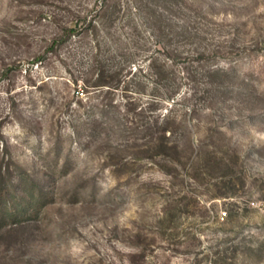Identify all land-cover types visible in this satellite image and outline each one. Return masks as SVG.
I'll use <instances>...</instances> for the list:
<instances>
[{
    "label": "rangeland",
    "instance_id": "374dc122",
    "mask_svg": "<svg viewBox=\"0 0 264 264\" xmlns=\"http://www.w3.org/2000/svg\"><path fill=\"white\" fill-rule=\"evenodd\" d=\"M0 204V264H264V0H0Z\"/></svg>",
    "mask_w": 264,
    "mask_h": 264
},
{
    "label": "trees",
    "instance_id": "16d2710c",
    "mask_svg": "<svg viewBox=\"0 0 264 264\" xmlns=\"http://www.w3.org/2000/svg\"><path fill=\"white\" fill-rule=\"evenodd\" d=\"M99 24V22L98 21H96V20H94V21H91L90 22V26H96V25H98ZM96 45H97V48L99 49L100 48V45L98 44V42L96 43ZM167 55V54H166ZM168 59H170L171 57L170 56H166ZM146 60L147 61H149L150 63H151V68L153 67H156V64L154 65H152V63H154V61L156 60V56H155V54L154 53H151V54H149L147 57H146ZM133 60H131L129 63L130 64H135V62H132ZM103 83H105V82H103ZM101 85H105V84H100V86ZM169 99V98H168ZM2 193V197L4 196V195H6V193H10V190L9 189H7L6 191H2L1 192ZM1 205V204H0Z\"/></svg>",
    "mask_w": 264,
    "mask_h": 264
}]
</instances>
